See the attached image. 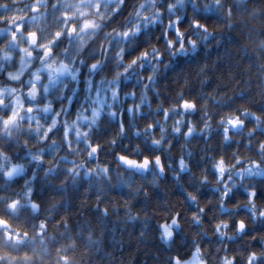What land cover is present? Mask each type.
I'll use <instances>...</instances> for the list:
<instances>
[{
	"label": "clouds",
	"instance_id": "9594fccd",
	"mask_svg": "<svg viewBox=\"0 0 264 264\" xmlns=\"http://www.w3.org/2000/svg\"><path fill=\"white\" fill-rule=\"evenodd\" d=\"M0 264H264V0H0Z\"/></svg>",
	"mask_w": 264,
	"mask_h": 264
}]
</instances>
